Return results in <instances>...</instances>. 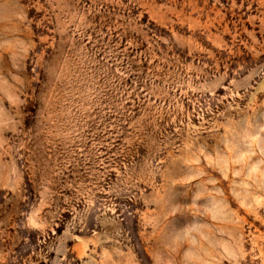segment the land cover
I'll use <instances>...</instances> for the list:
<instances>
[{
    "label": "rangeland",
    "instance_id": "rangeland-1",
    "mask_svg": "<svg viewBox=\"0 0 264 264\" xmlns=\"http://www.w3.org/2000/svg\"><path fill=\"white\" fill-rule=\"evenodd\" d=\"M0 264H264V0H0Z\"/></svg>",
    "mask_w": 264,
    "mask_h": 264
}]
</instances>
